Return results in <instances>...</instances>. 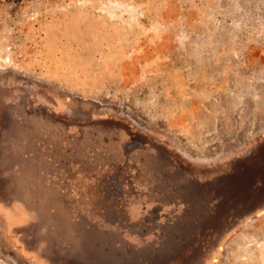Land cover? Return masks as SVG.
<instances>
[{
    "label": "rangeland",
    "instance_id": "obj_1",
    "mask_svg": "<svg viewBox=\"0 0 264 264\" xmlns=\"http://www.w3.org/2000/svg\"><path fill=\"white\" fill-rule=\"evenodd\" d=\"M0 264H264V0H0Z\"/></svg>",
    "mask_w": 264,
    "mask_h": 264
},
{
    "label": "crops",
    "instance_id": "obj_2",
    "mask_svg": "<svg viewBox=\"0 0 264 264\" xmlns=\"http://www.w3.org/2000/svg\"><path fill=\"white\" fill-rule=\"evenodd\" d=\"M242 43H243V41H242ZM242 55H243V53H242ZM244 55H245V57H247L248 56V53L246 52V53H244Z\"/></svg>",
    "mask_w": 264,
    "mask_h": 264
}]
</instances>
